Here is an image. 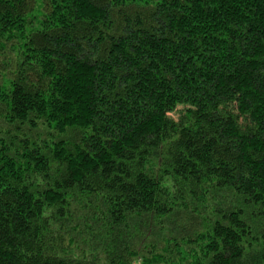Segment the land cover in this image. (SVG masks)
<instances>
[{
    "label": "trees",
    "instance_id": "1",
    "mask_svg": "<svg viewBox=\"0 0 264 264\" xmlns=\"http://www.w3.org/2000/svg\"><path fill=\"white\" fill-rule=\"evenodd\" d=\"M0 264H264V0H0Z\"/></svg>",
    "mask_w": 264,
    "mask_h": 264
},
{
    "label": "rangeland",
    "instance_id": "2",
    "mask_svg": "<svg viewBox=\"0 0 264 264\" xmlns=\"http://www.w3.org/2000/svg\"><path fill=\"white\" fill-rule=\"evenodd\" d=\"M172 115H173L175 118H177V117H178V112H174ZM154 229H155V231L158 230L157 228H154ZM151 241H154L155 244H156L157 246L160 245V243H161V241H160L159 238H157V239H155V240H151Z\"/></svg>",
    "mask_w": 264,
    "mask_h": 264
}]
</instances>
